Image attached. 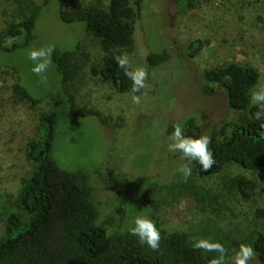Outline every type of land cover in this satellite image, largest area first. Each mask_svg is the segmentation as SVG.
I'll use <instances>...</instances> for the list:
<instances>
[{
  "label": "rangeland",
  "instance_id": "374dc122",
  "mask_svg": "<svg viewBox=\"0 0 264 264\" xmlns=\"http://www.w3.org/2000/svg\"><path fill=\"white\" fill-rule=\"evenodd\" d=\"M20 1L0 0V28L5 20L20 18ZM69 1L67 9L88 4L106 8L109 0ZM35 2L39 8L34 38L13 49L0 48V237L6 216L17 210L22 179L32 170L25 156L26 143L39 135L41 115L49 108L57 112L53 156L61 167L91 175L99 221L108 230L132 229L135 219L143 216L168 230L186 232L193 245L201 238L222 244L223 234L234 227L264 229V173L230 163L212 175L191 168L185 180L179 169L186 163L181 153L168 150L172 133H166L169 123L190 115L199 126L193 138L238 117L222 88L210 83L213 92H204L206 69L248 62L259 73L252 91L264 87V0H143L135 21V47L126 52L131 69L143 67L149 74L146 88L137 94L139 104L92 73L102 56L99 41L86 33L84 22L60 18L67 0ZM80 40L81 53L87 58L72 83L75 104L98 112L104 123L97 116L69 110L53 58L43 74L46 81L31 71V50L54 46L58 51H72ZM22 41V35L7 38L4 45ZM196 44L200 48L192 54ZM162 48L168 51V60L158 68L149 66L146 54ZM17 77L40 102L33 104L15 95L12 84ZM260 169L264 172V161ZM241 174L257 182L252 198H242L236 191L233 180ZM149 180L157 184L151 205L142 200ZM235 253L227 252L226 264H233ZM249 264L259 263L255 258Z\"/></svg>",
  "mask_w": 264,
  "mask_h": 264
},
{
  "label": "trees",
  "instance_id": "16d2710c",
  "mask_svg": "<svg viewBox=\"0 0 264 264\" xmlns=\"http://www.w3.org/2000/svg\"><path fill=\"white\" fill-rule=\"evenodd\" d=\"M69 3L67 0L65 7L61 8L60 18L66 22H84L86 33L98 39L102 50L100 63L91 68L92 73L117 91L130 94L132 81L117 67L113 57L134 49L135 21L141 13L143 0H109L106 8L88 4L67 9ZM38 8V4L31 2L21 7L18 20H5L0 28V48L13 49L34 38ZM21 35L22 42H12L9 47L4 45L7 38ZM199 48L200 45L196 44L191 53ZM153 50L146 54L145 60L149 66L158 68L168 60L169 53L165 48L157 52ZM82 51L81 40L72 51L54 50L52 58L60 75L61 90L72 113L97 116L104 123L98 112L81 110L75 104L72 83L81 62L87 58ZM202 77L204 92H213L210 83L222 88L229 108L239 115L233 121L212 126L207 134L211 137L210 149L216 165L208 172L201 171L195 161L189 166L202 175H212L234 163L245 171L263 174L260 166L264 161V128L253 116L259 107L251 105L258 70L248 62L234 61L206 69ZM12 87L18 98L33 104L40 102L26 90L19 77ZM246 111H249L248 115ZM56 122L55 109L44 111L38 125L39 135L26 143L25 156L31 162L32 170L27 178L22 179L17 210L5 218L4 234L0 237V264H209L219 255L194 249L186 232L168 230L157 222L162 237L158 251L141 244L138 237L131 234V229L121 230L119 226L108 230L99 221L100 206L91 175L81 169L63 168L53 156ZM177 124L186 136L192 137L199 130L196 117L190 115L180 122L169 123L166 133L171 134ZM183 162L188 163L184 159ZM233 181L242 198L254 196L255 179L241 174ZM156 188V182L149 180L142 193L145 204H152V193ZM223 238L222 244L228 251H238L241 244L250 245L257 262L264 264V229L234 227L224 233Z\"/></svg>",
  "mask_w": 264,
  "mask_h": 264
},
{
  "label": "clouds",
  "instance_id": "9594fccd",
  "mask_svg": "<svg viewBox=\"0 0 264 264\" xmlns=\"http://www.w3.org/2000/svg\"><path fill=\"white\" fill-rule=\"evenodd\" d=\"M54 46H45L39 49H33L29 52L28 59L34 62L31 71L37 76H41L42 80L46 81L44 73L52 63V54ZM117 67L124 71V75L132 81L130 95L132 102L139 104L141 102L140 95L143 89L146 88V80L148 72L143 67L131 69L128 54L122 53L113 57ZM131 69V70H130ZM251 103L258 106L259 110L253 116L254 119L260 122V127L264 128V87H258L252 91ZM174 131L169 139L171 143L168 145L170 152L181 153V159L187 160L188 163L181 166L179 169L183 178L187 180L191 176L192 169L189 167L191 162L195 161L201 166V171L208 172L216 165L214 154L210 149L211 137L208 135H199L198 138L186 136L180 125H174ZM134 227L130 230L131 234L138 237L141 244H146L151 250L158 251L161 233L156 224L148 217L138 216L134 221ZM193 248L203 250L204 252H216L218 256L213 257L209 264H226V256L228 250L218 241H210L201 238L193 243ZM256 258L254 249L247 244H241L232 258L233 264H249L250 261Z\"/></svg>",
  "mask_w": 264,
  "mask_h": 264
},
{
  "label": "crops",
  "instance_id": "0c3cea01",
  "mask_svg": "<svg viewBox=\"0 0 264 264\" xmlns=\"http://www.w3.org/2000/svg\"><path fill=\"white\" fill-rule=\"evenodd\" d=\"M13 1H14V0H13ZM20 2L23 4V6H25V5H29V4H31V2H32L33 4H37V3L35 2V0H21Z\"/></svg>",
  "mask_w": 264,
  "mask_h": 264
}]
</instances>
